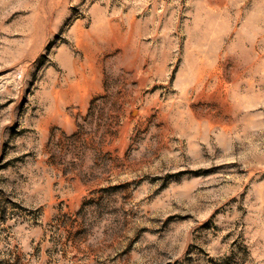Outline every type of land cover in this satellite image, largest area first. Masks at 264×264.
I'll return each mask as SVG.
<instances>
[{
    "label": "rangeland",
    "instance_id": "rangeland-1",
    "mask_svg": "<svg viewBox=\"0 0 264 264\" xmlns=\"http://www.w3.org/2000/svg\"><path fill=\"white\" fill-rule=\"evenodd\" d=\"M0 264H264V0H0Z\"/></svg>",
    "mask_w": 264,
    "mask_h": 264
}]
</instances>
